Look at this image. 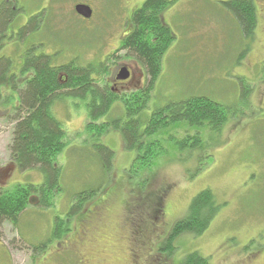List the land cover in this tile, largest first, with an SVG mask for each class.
I'll return each instance as SVG.
<instances>
[{
    "label": "rangeland",
    "instance_id": "obj_1",
    "mask_svg": "<svg viewBox=\"0 0 264 264\" xmlns=\"http://www.w3.org/2000/svg\"><path fill=\"white\" fill-rule=\"evenodd\" d=\"M9 1L19 10L18 20L5 30L7 40L0 54L15 69L25 51L36 47L34 53H56V66L72 60L78 65L109 63V87L113 76L126 68L130 77L116 87L118 94L146 85L142 66L119 50L125 24L146 0ZM169 1L174 3L161 14V20L174 40L140 117L144 124L154 111L196 96L230 108L235 115L219 133L208 135L206 129L201 130L204 145L212 147V159L204 163L207 167L196 172L200 150L179 154L167 143L168 154L156 159L152 171L130 177L135 153L125 149L120 132L83 146L73 138L58 157L59 164L66 162L63 179L68 191L56 197L52 209L28 208L16 228L2 223L0 264H181L194 252L209 264H264V254H260L264 252V0H251L256 14L251 38L244 36L224 8L228 0ZM78 3L92 8L91 19L80 20L74 14ZM41 9L42 20L35 22L30 16ZM23 23L34 29L18 42L16 28ZM1 93L11 95L7 90ZM85 104L64 99L52 106V115L69 139L84 129ZM10 109L0 107V188L39 186L43 182L40 171L19 172L10 161L11 126L4 119ZM195 131L183 127L168 130L166 135L181 138ZM97 143L114 154L106 186L95 174V166L89 165L97 154L93 148ZM98 186L81 213L67 215L78 193ZM205 189L221 204L216 217L202 235H182L173 242L172 253H164L173 224L186 216L193 197ZM35 201L32 196L29 203ZM57 217L64 227L58 240L52 237ZM38 247L36 254L32 249Z\"/></svg>",
    "mask_w": 264,
    "mask_h": 264
},
{
    "label": "trees",
    "instance_id": "obj_2",
    "mask_svg": "<svg viewBox=\"0 0 264 264\" xmlns=\"http://www.w3.org/2000/svg\"><path fill=\"white\" fill-rule=\"evenodd\" d=\"M173 3L169 0H146L131 14L132 29L120 42L119 50L132 55L146 74V85L132 93L118 94L109 87L106 83L109 63L78 65L76 60H72L56 66V53H34L36 47H31L25 51L23 60L15 69L9 58L0 54V107H11L4 115L11 126L8 145L10 161L19 172L38 170L43 175V182L39 186L15 184L7 189L0 188V226L6 222L16 228L28 208H54L56 197L68 191L63 179L66 162L59 164L58 157L71 145L73 138H77L83 146L111 132H120L125 149L135 153L128 171L130 177L152 171L156 159L168 154L167 143L179 154L200 150L196 172L204 171L207 167L205 161L208 164L212 159L209 152L212 147L210 149L204 145L206 142L201 130L206 129L208 135L219 133L229 118L235 115L230 108L207 97L196 96L154 111L144 124L140 117L148 107L161 74L163 56L174 40L170 29L161 20V14ZM223 6L234 17L244 36L251 38L256 27L255 8L251 0H228L223 2ZM18 12L9 0L2 1L0 48L7 40L5 30L17 23ZM33 29L26 25L17 27V41L20 42L19 37ZM2 90L11 92V95L3 97ZM249 91L247 89L246 94ZM241 96L245 97V90ZM64 99L86 102L87 122L83 131L76 133L72 139L68 138L62 123L51 112L52 106ZM15 100L17 103L12 106ZM183 127L196 131L181 138L169 133L166 135L168 130L176 131ZM93 148L97 154L89 160V165L95 166V174L98 179L102 177V184L106 186L114 154L99 143ZM79 161L82 162L81 158ZM98 189L99 186L95 190L92 188L78 193L67 215L74 217L81 213ZM32 196H36V201L31 205L29 200ZM220 208L221 204L216 201L212 191L205 189L199 192L191 200L186 216L173 224L162 251L172 253L173 242L182 235H202ZM54 224L52 237L58 240L63 235V221L57 217ZM32 250L37 254L40 248ZM181 264H209V261L194 252L186 255Z\"/></svg>",
    "mask_w": 264,
    "mask_h": 264
},
{
    "label": "flooded vegetation",
    "instance_id": "obj_3",
    "mask_svg": "<svg viewBox=\"0 0 264 264\" xmlns=\"http://www.w3.org/2000/svg\"><path fill=\"white\" fill-rule=\"evenodd\" d=\"M77 5H84V6H87V7H89L90 9H91V11H92V15H91V18H92V16H93V10H92V8L90 7V6H88V5H86V4H81V3H78V4H76L75 6H74V12H75V7L77 6ZM41 13H42V9L40 10V12L38 11V12H35V13H33V15L32 16H30V18L31 19H34L36 22H40L42 19H41ZM76 16H78V18L81 20H85V19H83L82 17H80L79 15H77V13L75 12L74 13ZM90 18V19H91ZM78 20V19H77ZM80 20H79V22H80ZM131 20V19H130ZM23 25L25 26L26 25V23H23V24H21L20 26H18V27H23ZM125 25H127V28H126V30H125V32L123 33V34H121V41L123 40V39H125V37H127L128 36V34L130 33V30L132 29V27H131V24L128 22V23H126ZM116 75L115 76H113V79H111V84H112V86H111V88H112V90H115V91H117V89H116V87L117 86H119V85H121V84H123V83H125L127 80H125V81H118L117 79H116ZM129 77H130V73H129ZM118 93V92H117ZM258 253H254V254H252L253 256H255V255H257ZM260 254H264V252L263 253H260ZM253 256H251V257H253ZM249 259H251V258H249ZM254 259V258H253ZM253 261V260H252ZM251 261V262H252Z\"/></svg>",
    "mask_w": 264,
    "mask_h": 264
},
{
    "label": "water",
    "instance_id": "obj_4",
    "mask_svg": "<svg viewBox=\"0 0 264 264\" xmlns=\"http://www.w3.org/2000/svg\"><path fill=\"white\" fill-rule=\"evenodd\" d=\"M75 12L77 13V15H79L80 17H82L85 20H88L91 18L92 15V11L89 7L84 6V5H77L75 7ZM129 78V72L126 68H121L116 79L118 81H125Z\"/></svg>",
    "mask_w": 264,
    "mask_h": 264
},
{
    "label": "bare ground",
    "instance_id": "obj_5",
    "mask_svg": "<svg viewBox=\"0 0 264 264\" xmlns=\"http://www.w3.org/2000/svg\"><path fill=\"white\" fill-rule=\"evenodd\" d=\"M24 107V106H23Z\"/></svg>",
    "mask_w": 264,
    "mask_h": 264
}]
</instances>
